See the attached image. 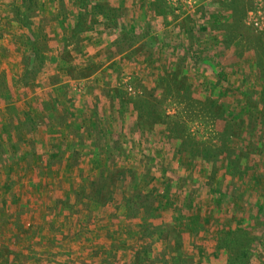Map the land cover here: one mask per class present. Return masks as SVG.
Segmentation results:
<instances>
[{"label": "rangeland", "instance_id": "1", "mask_svg": "<svg viewBox=\"0 0 264 264\" xmlns=\"http://www.w3.org/2000/svg\"><path fill=\"white\" fill-rule=\"evenodd\" d=\"M221 1H224L226 6L222 7L218 14L212 15L213 12L210 13L204 8L202 0H166L168 9L171 8L173 14L190 19L189 39L204 46L202 49L192 47L188 59L181 55L185 71L188 67L193 71L206 73H202V77L197 79H192L191 74H185L187 84L191 85L189 97L185 94L180 97L178 93L181 92L176 81L165 73L157 78L155 86L149 90L139 85V93L130 80L124 83L125 90L134 103L139 107H146L147 96V100L152 103V109L157 110L159 107L158 112H163L167 120L153 130H157L154 137L161 138L159 143L147 142L143 148V143L136 144L131 142V139H126L134 134L128 133L122 136L128 140L125 144L131 142L129 151L123 150L121 144L112 145V149L116 151L119 148L120 153H113V157L110 155L108 165L105 164L104 169L115 170L113 172L116 174L124 171V175L120 176L121 178L118 175L113 177L114 186L116 185L113 190L115 196L111 201L103 203L105 205H99L107 208L120 201L124 204L125 198L131 194L151 200L154 197L153 192L159 195L158 193L166 194L168 191L170 195L169 199L164 201L165 209L155 215L157 219L166 220L168 226H171V218L176 219L171 230L175 231L177 238L180 236L181 246L174 242L169 244L166 235L171 236V233L166 231L167 227L155 228L145 225L146 220L141 216L142 212L137 220L128 219L127 209H120L121 206L116 205L118 209L114 214L112 212V215L118 222L114 220L111 228L116 225L114 236L123 237L126 243H129L130 255L125 256V253L116 249L117 253L110 255L109 259L115 264L133 263L136 252L141 249L136 251V242L141 247L151 245V249L147 250L144 256L153 264H179L186 257L193 258L191 264H224L221 260L227 252L216 248V242L220 237L226 236L222 229L225 230L229 221L227 213L236 212L242 219L245 213L264 206V130L261 134L258 131L252 134L251 129V126L261 123V113H264V0ZM2 50L4 51L1 48L0 52ZM186 60L195 65L187 66ZM30 65L36 64L30 62ZM42 66L33 76L38 75ZM14 69V65H11L9 74L0 75V200L2 197L16 199L14 207L10 208V204L4 212L0 207V217L9 216L7 223L0 220V264H25L21 250L23 245L18 241L20 234L23 231H29L35 236L40 233L43 229L42 222L37 226L32 221H35V217L42 215L45 219L48 214H52L54 210L51 205L56 204L58 199L63 205L59 214H75L77 211L66 198L63 199V193L58 195L56 191L58 186H61L60 175L54 177L35 173L37 149L40 146L42 150L55 147L58 141L51 145L53 138L67 142L64 137L66 134L62 131L61 134H54L57 129L52 130L50 120H53L55 114H48L52 101L44 103L43 114H40L38 123L27 116L32 112H22L19 105L31 110L34 100L32 103L25 101L27 96L18 95L17 88L28 87L31 81H26L24 75L21 76ZM93 70L94 68H91L92 73ZM211 73L214 76L210 78ZM10 86L15 89L13 95L10 94L13 92L9 89ZM73 89L72 93L80 94L83 86L74 85ZM5 90L10 94L6 96L7 100L1 95ZM206 100L216 101L220 109L215 107L212 113L205 105ZM248 101L251 102L250 106L255 108L253 113H256V117L253 121H250L253 115L249 114L250 107L246 105ZM66 107V99L63 98L57 116L60 124L64 122L62 117ZM32 111L35 112V109ZM147 137L146 139L150 138ZM139 139H145L144 134ZM229 150L233 152L231 161L234 166L226 162L225 155L217 157L218 154ZM63 152L65 150L61 151V156L65 160L61 158L54 162L57 168L62 166V161L68 160ZM191 153H195L197 159H192ZM241 154L243 158L239 162L238 156ZM80 155L75 151L74 159L78 156L80 158ZM74 159L72 166L81 167V161L84 162V159ZM46 162L48 161H43L42 165ZM241 163L248 167L247 170L235 174L233 167L238 168ZM52 165L49 167L52 168ZM43 168L44 171L48 169L47 166ZM99 177H88L87 183L85 179V184H76H79L78 187L90 189L91 182L98 183ZM69 178V175L65 177L67 181ZM119 178L121 181H118ZM111 190L110 188L109 192ZM74 199L78 203L83 200L77 193ZM67 203L71 207L65 209ZM85 203L95 204L88 201ZM38 204L42 206V210L38 209ZM89 209L87 207L85 211L88 212ZM181 215L183 220L179 221ZM87 219L83 220L85 225L89 222ZM140 225H144V228ZM46 228L48 231L51 229L50 225L46 226L45 230ZM247 228L249 231L252 227ZM95 230L96 228L91 231L81 227L77 230L79 234H74L73 237H80L82 233L94 234ZM242 240L246 243L247 239L243 237ZM62 257L66 262L71 258L66 255ZM93 257L95 258V255ZM122 259L126 261L121 262ZM259 259L258 249L252 263L256 264Z\"/></svg>", "mask_w": 264, "mask_h": 264}, {"label": "crops", "instance_id": "2", "mask_svg": "<svg viewBox=\"0 0 264 264\" xmlns=\"http://www.w3.org/2000/svg\"><path fill=\"white\" fill-rule=\"evenodd\" d=\"M202 4L212 15L226 6L221 0H202ZM168 8L166 0H0V49H4L0 52V75L9 74L14 65L15 71L31 81L28 87L18 86V95L27 96L25 101L29 103L35 101L31 110L19 105L22 112H32L27 116L38 123L44 103L52 101L48 108L50 116L55 114L50 120L52 130L57 129L54 134L61 131L66 134L67 142L53 138L51 145L58 141L55 147L37 149L35 158L40 160L35 162V173L60 175L61 186L56 191L58 195L63 193V199L77 209L75 214H59L63 205L57 201L51 205L52 214L45 219L42 215L35 217L34 225L43 224L41 232L35 236L23 231L18 238L23 245L25 264H78L80 261L115 264L109 259L118 250L125 256L130 255L129 243L123 237L114 236L116 225L111 228L115 220L112 212L118 209L116 205L125 208L123 201L107 208L85 203L86 207L82 208L74 196L82 189L76 183L85 184L83 181L86 179L87 183L88 177L100 176L110 155L120 153L119 148L114 151L112 145L121 144L123 150L129 151L131 142L143 143V148L144 143L161 142V138L154 137L157 130L144 133V138L150 136L149 139H139L142 134L136 129L137 106L129 98L124 83L130 80L139 93V85L149 90L164 73L170 78L175 71H180L182 77L185 74H191L192 79L202 77V71L188 67L185 71L181 60L183 56L187 58L192 47L202 49L204 46L189 39V18L175 15ZM30 62L43 65L37 76H27ZM91 68H94L93 73ZM211 74L210 78L214 76ZM74 85L83 86L80 94L72 93ZM9 89L13 90L10 93L13 95L15 89L11 86ZM10 94L6 90L1 93L5 98ZM63 98L67 107L62 117L64 124H60L57 116ZM128 133L134 134L126 138L131 142L125 144L128 140L123 136ZM62 150L68 160L57 168L54 162L65 160ZM75 151L84 159L81 167L72 166ZM41 157L53 167L44 171ZM78 157L74 161H80ZM40 164L42 167L38 166ZM67 175L70 176L68 181ZM41 207L39 205L38 209L42 210ZM84 219L89 221L86 225ZM49 225L50 231L45 230ZM81 227L96 230L94 234L73 237L79 234L77 230ZM135 245L137 247L132 243L136 251L141 248L137 242ZM63 255L71 258L66 262Z\"/></svg>", "mask_w": 264, "mask_h": 264}, {"label": "trees", "instance_id": "3", "mask_svg": "<svg viewBox=\"0 0 264 264\" xmlns=\"http://www.w3.org/2000/svg\"><path fill=\"white\" fill-rule=\"evenodd\" d=\"M41 68V65L39 63V65H30V67L27 69V76L29 77L30 75H34L33 73H36L38 71V69ZM170 78V76H167ZM174 80L177 83V87L179 88V92L178 95L184 96V94L186 96L189 97L190 93H191V85L189 86L187 84V80L186 77H181L180 75V71H175L174 75H173ZM163 82V81H162ZM146 101H147V105L146 107H139L138 104H136V110L138 113V117H137V121H136V129L138 131H140V133L143 135L144 133H152L153 130L158 127V125H160L161 123L164 124L167 120L166 115L163 112H158L160 109L158 107V109H152V107L150 106L152 103L151 101L147 100V96H145ZM149 99V98H148ZM188 100H191V98H187ZM200 102V101H199ZM205 102V101H204ZM201 103V102H200ZM207 104H205L209 110L213 113V108H217V102L216 101H212V100H206ZM251 102L248 101L247 102V106L250 107L249 108V114L253 115V117L250 119V121H253L254 118L256 117V113L254 115L253 113V108L252 106H250ZM219 108V107H218ZM220 109V108H219ZM255 110V108H254ZM264 114V113H263ZM263 114L261 113V118L262 121L261 123H259L258 126L254 125L251 126L252 129V134L255 131H258L259 134H261L263 132V127H264V117ZM176 124H180L178 122H176ZM239 136V134H238ZM223 152V151H222ZM230 152V153H229ZM229 152H225V153H220L218 154V158L221 155V157L223 155L226 156V162L229 163L230 165L234 166L233 161H231V158L233 157V152L229 150ZM195 154V153H194ZM191 153V158L192 159H197L195 157V155ZM205 155V154H204ZM208 155L206 154L205 157H207ZM239 158V162L242 160L243 156L242 154L238 156ZM47 159H45L44 157H41V161H46ZM51 165L50 162H46L45 164H43L44 166H47V168ZM246 168L244 170L242 169H238V168ZM238 168L233 167V172L236 174L239 171L243 172L247 170V166L243 165L241 163V165ZM113 171L115 170H111L108 171L106 169H103L100 177H99V182H91V186L90 189H86V188H82L77 192V195L83 198V203L82 200H80V204L82 205V208H84L85 205V201L90 202H95L101 205H105L103 203H107L109 201L112 200V198H114L115 196V191L114 188H116V185L114 186L113 183V177L118 175L123 176L124 174L122 172L124 171H119V174L114 173ZM121 178V177H120ZM119 178V179H120ZM118 181H121V179ZM112 189L111 192H109V189ZM89 190V191H88ZM91 190V191H90ZM110 193V194H109ZM105 194V195H104ZM109 194V195H107ZM152 194H154L153 199L149 200L147 199H143L140 196L131 194L129 197L125 198L124 201V205L125 208L127 209V216L128 219L131 220H137L139 218L140 213L142 214L141 216H143L146 220V222L144 223L147 226H154L155 228L158 227H167L166 231L168 233H171L170 235H166V238L168 239L169 244L171 245L173 242L174 244L177 243V245L179 244L181 246V240H180V236L179 238H177V234L174 233L175 231L172 229L171 230V226L175 224L176 219L171 218L172 223L171 226L167 225L166 220L164 219H157V214H160L162 210L165 209L164 206V201H166L167 199H169V195L170 192L166 191V194L163 193H158L160 195H157V193L153 192ZM151 198V197H150ZM146 200V202H144ZM15 202L16 199L15 197H2L0 200V207L2 212H4L5 209H8L7 207L10 205V208L15 206ZM57 204H60V200H58ZM71 206L68 205L65 208H69ZM250 210V209H249ZM238 213L236 212H228L227 213V218H228V224L227 227H225V230L222 229V233H226L225 237H220L218 239V242H216V248L219 249H223L226 250L227 254L225 256V258H223L221 261L224 264H253L252 260L254 258V256L257 253V250L259 249V260L256 262V264H264V206L263 207H257V209H255L254 211L251 212H247L245 213V215L242 217V219L240 217H238L237 215ZM6 215V214H5ZM156 216V217H155ZM235 216V217H234ZM142 217V218H143ZM8 218L9 216L6 215L5 217H0V220L2 222H8ZM161 220V221H160ZM183 220V216L181 215L179 218V221ZM14 224V223H13ZM141 224V223H140ZM142 226V225H140ZM240 226V227H239ZM144 228V225L142 226ZM247 227H252L251 230H247ZM175 234V235H173ZM243 237L246 240V243H243L244 241L242 240ZM176 240V241H175ZM178 245V246H179ZM243 246V248H242ZM151 249V245L147 244L144 245L143 247H141L140 251L136 252V257L135 260L133 261V263L130 264H153L152 261H150L147 257L144 256V253L147 250ZM230 250V251H229ZM191 262H193V258L190 259L189 257H186V259H182L181 262L179 264H191ZM164 264H169V262H165Z\"/></svg>", "mask_w": 264, "mask_h": 264}]
</instances>
